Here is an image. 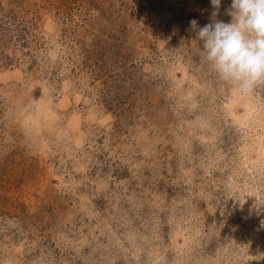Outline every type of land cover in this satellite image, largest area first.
<instances>
[{
    "label": "rangeland",
    "instance_id": "rangeland-1",
    "mask_svg": "<svg viewBox=\"0 0 264 264\" xmlns=\"http://www.w3.org/2000/svg\"><path fill=\"white\" fill-rule=\"evenodd\" d=\"M210 12L0 0V264H264V85L202 61Z\"/></svg>",
    "mask_w": 264,
    "mask_h": 264
},
{
    "label": "clouds",
    "instance_id": "clouds-1",
    "mask_svg": "<svg viewBox=\"0 0 264 264\" xmlns=\"http://www.w3.org/2000/svg\"><path fill=\"white\" fill-rule=\"evenodd\" d=\"M223 0H210L209 22L189 21L192 40L201 45V59L238 94L264 85V0H231L221 15Z\"/></svg>",
    "mask_w": 264,
    "mask_h": 264
}]
</instances>
